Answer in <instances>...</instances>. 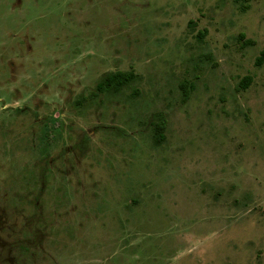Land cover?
I'll list each match as a JSON object with an SVG mask.
<instances>
[{
  "label": "rangeland",
  "instance_id": "1",
  "mask_svg": "<svg viewBox=\"0 0 264 264\" xmlns=\"http://www.w3.org/2000/svg\"><path fill=\"white\" fill-rule=\"evenodd\" d=\"M263 51L264 0H0V264H264Z\"/></svg>",
  "mask_w": 264,
  "mask_h": 264
},
{
  "label": "trees",
  "instance_id": "2",
  "mask_svg": "<svg viewBox=\"0 0 264 264\" xmlns=\"http://www.w3.org/2000/svg\"><path fill=\"white\" fill-rule=\"evenodd\" d=\"M200 37L202 36L200 35ZM262 55L264 56V51ZM263 56L257 58L256 63L258 65H261L263 63L264 60ZM134 79H135L134 72L115 71L105 76V78L98 84V89L102 92L109 89L118 91L121 90L126 84L132 82ZM250 81H251V77H246L242 87L247 88L249 86ZM159 127L161 130L163 129L162 124H159ZM164 140H165V135L162 130L159 132V134L156 137V143L161 144Z\"/></svg>",
  "mask_w": 264,
  "mask_h": 264
}]
</instances>
